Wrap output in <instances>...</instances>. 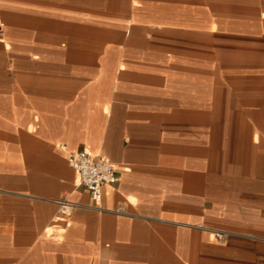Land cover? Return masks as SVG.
<instances>
[{
  "label": "crops",
  "instance_id": "obj_1",
  "mask_svg": "<svg viewBox=\"0 0 264 264\" xmlns=\"http://www.w3.org/2000/svg\"><path fill=\"white\" fill-rule=\"evenodd\" d=\"M0 264H264V0H0Z\"/></svg>",
  "mask_w": 264,
  "mask_h": 264
},
{
  "label": "built area",
  "instance_id": "obj_2",
  "mask_svg": "<svg viewBox=\"0 0 264 264\" xmlns=\"http://www.w3.org/2000/svg\"><path fill=\"white\" fill-rule=\"evenodd\" d=\"M64 149V147H61ZM67 163L78 175L79 186L87 193L91 205L87 208L101 210L98 203L101 199L102 187L113 185L117 182V175L112 164L104 158H94L85 152L71 153L67 157ZM61 213H67L74 208V204L67 199L56 201ZM229 235L225 231H214L218 241L224 240Z\"/></svg>",
  "mask_w": 264,
  "mask_h": 264
}]
</instances>
